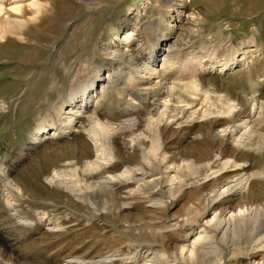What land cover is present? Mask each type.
I'll return each mask as SVG.
<instances>
[{
    "label": "bare ground",
    "instance_id": "bare-ground-1",
    "mask_svg": "<svg viewBox=\"0 0 264 264\" xmlns=\"http://www.w3.org/2000/svg\"><path fill=\"white\" fill-rule=\"evenodd\" d=\"M146 1L144 7L148 8L152 0ZM27 2L0 0V42L8 36L23 40L26 29L52 9L48 1ZM183 6L172 10L164 3L156 20L148 21L142 28L133 27L123 36L117 33L106 53L114 63L107 72L90 59L78 63L73 70L69 65L63 79L64 83L68 80V87L63 88L66 94L59 96L60 102L52 105L40 127L30 133L29 147L7 169L6 179L3 177L4 183H0V215H8L5 218L12 228L32 231L41 224L52 234L62 230L63 226L46 212L28 209V214L21 210L23 204L17 197L25 194L10 174L38 148L58 139L68 140L72 157L59 161L61 165L50 174L41 172V177L51 189L82 204L89 222L110 221L106 216L109 209L99 210L92 201L99 195L113 199L119 216L136 200L166 213L176 204L178 195L192 189L193 193L201 192V207L180 221L164 214L157 221V230L151 231L153 237L143 242L130 232L135 227L128 223L126 227L119 225L116 242L132 249L131 254L115 250L89 260L72 257L66 263L226 264L227 253L229 259L236 257L242 264H264V246H242L244 238L264 241V164L254 171L250 161L241 162L236 155L227 154V146H231L235 152L247 150L264 157V132L260 131L264 125V45L255 37L242 46L233 38H226L224 43L225 37L218 31L213 34L214 41L209 35V39L201 37L189 47L192 37L202 36L201 19ZM165 22H172L171 32H163ZM126 61L129 68L122 67ZM257 63L258 70L253 72ZM242 68L248 69L256 81L250 93L238 97L219 81ZM108 81H124L116 97L118 110L124 116L116 122L105 115L107 110L101 104L110 86ZM5 108L0 102V109ZM141 108L146 112L143 122L137 115ZM107 113L110 117L115 115L110 110ZM48 118L55 119L52 126L47 124ZM201 123H209L207 136L212 142L205 160L181 153L172 155L168 133H172L171 145L173 137ZM79 134H84L93 146L94 158L84 157L79 145L71 142ZM117 162L122 163L120 169H115ZM0 172L4 174L6 168ZM254 180L263 182V192L253 190ZM206 187H210L207 193L203 192ZM163 195L172 199L165 200ZM233 198L239 200L238 204L226 206ZM159 242L164 244V251L172 250V255L168 253L170 256L165 258L153 251V245ZM1 258L5 260L0 249Z\"/></svg>",
    "mask_w": 264,
    "mask_h": 264
},
{
    "label": "rangeland",
    "instance_id": "rangeland-1",
    "mask_svg": "<svg viewBox=\"0 0 264 264\" xmlns=\"http://www.w3.org/2000/svg\"><path fill=\"white\" fill-rule=\"evenodd\" d=\"M19 1L23 4L29 3L28 0ZM43 1H48L52 9L44 12L39 22L31 24L26 29L24 36L26 39L8 36L6 40L0 42V102L6 105L5 111L0 109V169L6 168L4 174L0 172L2 184L4 178L6 179L7 169L11 168L18 161L23 150L29 147L30 140L28 142L27 140L31 138L30 133L40 127L41 120L50 113L51 107L60 102L62 94H66L64 89L68 80L64 83L63 79L67 68L71 66L70 70H73L78 63L90 59L95 61L103 72H107L114 64L106 57V53L109 52L115 35L118 33L123 36L133 27L142 28L148 21L156 20L159 17L160 6L164 3L172 7V10H181L179 6L186 5V9L200 16L202 36L192 37L189 47H193L192 45L203 37L207 39L209 35L214 41L213 34L218 31H221V35L225 37L224 43L233 38L242 46L247 39L255 37L258 43L264 45V0H183L182 4L180 0H166V2L152 0L148 8H145L146 0ZM164 24L163 32H171L172 22ZM125 63H121L124 64L122 67L129 68L127 61ZM259 64L254 65L253 72L258 70ZM103 77L105 78L104 75ZM109 81L110 86L101 104L107 110L105 115L110 119L114 118L113 121L116 122L124 116L118 110L116 100L117 92L122 89L124 81L120 84ZM255 81L251 79L250 71L242 68L221 78L219 83L233 92L234 96L242 97L251 92ZM262 95L264 97V93ZM108 110L113 111L115 115L110 117ZM145 113L142 108L137 111L140 121ZM51 119L47 120L49 126H52L51 122L55 121ZM207 127H210L209 123L188 127L187 131L173 137L174 142L171 145L172 133L169 132L167 137L169 152L172 155L181 153L189 158L205 160L206 150L212 145L207 136ZM48 131H51L50 127ZM260 131L264 132V125ZM197 133H202L203 137H195ZM117 139L119 140V137ZM67 141L66 139L48 141L17 166L13 173H10L25 194L23 198L22 195L17 197L23 204L21 210L28 214L30 213L28 209L46 212L51 219L63 226L62 230L52 234L47 232L41 224L32 231L24 227L12 228L11 223L5 218L8 215L3 212L4 215H0V249L5 260L1 258L0 264L11 262L15 264H78L66 263V261L72 257L89 260L91 257L97 258L115 250L131 254L132 249L116 242L118 239L115 232L119 225L126 227L128 223L135 227L136 229L130 232L136 235L137 241L143 242L153 237L151 231L157 230L159 226L157 221L162 219L164 214L173 221L176 219L180 221L201 207L203 202L200 197L201 192L193 193L194 189H192L180 195L177 194L176 204L170 206L166 213L153 209L150 207L151 204L142 200H136L130 209H126L119 216V212L112 205L113 199L99 195L92 201L98 209H109L110 212H107L108 210L104 212H107L106 216L110 221L104 223L91 219L92 221L89 222L88 214L82 204L80 205L74 197L62 191L51 189L41 177V172L50 174L56 166L61 165L59 161L72 157L71 151L68 152ZM72 141L79 145L84 157L94 158V148L84 134H79ZM227 147L229 157L236 155L238 161H250L251 169L254 171L264 164V157L260 154L247 150L235 152L231 146ZM121 165V162H117L115 169H120ZM262 186L263 182L258 180L252 183L253 190L257 192H263ZM209 190L210 187H206L203 192L207 193ZM163 197L169 201L172 199V196L170 198L168 195ZM237 201L239 202L233 198V201L228 202L226 206L232 203L237 205ZM105 202L107 205L104 206ZM167 230L170 231V229ZM167 230L163 232L168 234ZM249 240L244 238L242 246L253 245L259 248L264 246V241ZM162 244L160 242L154 244L153 247L155 246L156 249L153 251L165 255V258L172 255L173 251L170 249L168 252L164 251L166 248L164 244L162 247ZM225 258L228 259L226 264H242L236 257L229 259L227 253ZM115 264H142V262Z\"/></svg>",
    "mask_w": 264,
    "mask_h": 264
},
{
    "label": "crops",
    "instance_id": "crops-1",
    "mask_svg": "<svg viewBox=\"0 0 264 264\" xmlns=\"http://www.w3.org/2000/svg\"><path fill=\"white\" fill-rule=\"evenodd\" d=\"M5 104V103H4ZM6 106V105H5ZM49 112H50V110H49Z\"/></svg>",
    "mask_w": 264,
    "mask_h": 264
}]
</instances>
